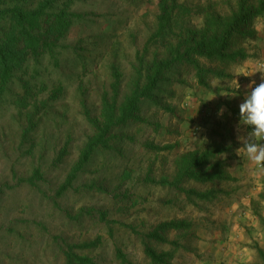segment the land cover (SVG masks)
Instances as JSON below:
<instances>
[{
	"label": "rangeland",
	"instance_id": "374dc122",
	"mask_svg": "<svg viewBox=\"0 0 264 264\" xmlns=\"http://www.w3.org/2000/svg\"><path fill=\"white\" fill-rule=\"evenodd\" d=\"M4 1L0 8L11 6ZM237 2L70 0V11L80 18L59 41L55 58H28L0 96V264H66L67 246L90 242L93 248L75 251L94 264H119L116 247L133 264H152L140 238L165 221L189 224L164 234L175 248L147 241L171 253L170 264H259L251 247L264 252V225L256 217L264 219V185L254 167H245L237 183L216 185L218 192L197 204L159 182L171 180L181 152L201 144L218 123L216 114H207L212 108L204 90L190 73L178 76V68L140 103L138 121L113 130L112 149L96 150L71 189L56 196L92 135L89 120L99 118L102 95L111 94L112 66L121 73V102L136 69L145 72L154 56L164 55L155 44L146 50L162 7L170 12L166 36L176 42L177 31H202L213 18L229 17ZM252 30L245 74L264 62V15ZM34 169L42 180L33 186L21 181ZM187 183L199 191L212 188Z\"/></svg>",
	"mask_w": 264,
	"mask_h": 264
},
{
	"label": "trees",
	"instance_id": "16d2710c",
	"mask_svg": "<svg viewBox=\"0 0 264 264\" xmlns=\"http://www.w3.org/2000/svg\"><path fill=\"white\" fill-rule=\"evenodd\" d=\"M4 2L11 3V6L0 8V96L6 90L14 72L21 69L28 58L38 61L43 54L55 58L59 41L65 36L75 19L80 18V15L70 11V0H8ZM162 12L154 32L146 42V50L149 45L155 44L163 48L164 55L154 56L147 64L145 72L136 69V77L131 89L121 102L117 101L121 73L112 66L111 94L105 92L102 95L99 118L89 120L92 135L81 148L75 163L57 189V197L71 189L77 174L96 150L112 149L115 128L138 121L140 103L151 98L157 84L164 79L168 71L178 68L176 70L178 76L184 72L190 73L195 83L205 92L215 91L210 84L213 79L231 78L233 76L231 70L241 67L250 58L245 43L256 36L252 25L255 19L264 15V0L252 3L251 0H238L236 9L229 17L224 20L213 18L206 28L197 33L181 29L175 34L176 42L166 36V30L171 23L170 12L168 9L165 10L164 6ZM137 59L140 63L141 58L137 56ZM208 113L215 114L213 109ZM212 127L215 133L222 128L220 123ZM245 128L246 133L251 131L250 128L246 126ZM218 135H222V132ZM221 142L201 143L194 149L182 151L176 163L174 177L171 180L161 179L159 181L161 186H168L181 192L187 201L197 204L198 201H208L212 198L210 194L213 191L218 192L216 185L218 187L222 182H234L223 164L226 160L224 153L229 146L225 145V141ZM40 180H42L41 173L38 169H34L29 178L21 181L33 186ZM187 182L200 186L207 185V187L211 185L212 188L199 191L194 187L187 188L185 185ZM261 183L264 185V176H261ZM261 198L264 199L263 196ZM256 217L264 225V219L259 213H256ZM187 225L189 226L187 222L173 221L157 223L151 230L141 235L144 255L152 264H170L172 254L154 250L147 241L167 243L175 248V241L166 240L164 234L168 230L186 228ZM94 244L90 242L81 246H67L63 251L65 263L94 264L91 257L75 251L79 248H93ZM251 248L259 258V264H264L262 249L257 245ZM115 258L119 264H133L117 247Z\"/></svg>",
	"mask_w": 264,
	"mask_h": 264
},
{
	"label": "crops",
	"instance_id": "0c3cea01",
	"mask_svg": "<svg viewBox=\"0 0 264 264\" xmlns=\"http://www.w3.org/2000/svg\"><path fill=\"white\" fill-rule=\"evenodd\" d=\"M245 65L250 67V62L245 61L242 68L238 67L232 69L231 73L233 76L229 79H213L210 84L215 91H204L203 96V100L209 103V106L217 115L216 121H218V123H220V127H222L219 131L220 133L222 132V135L219 136V132L215 133L212 130L214 127H211L207 130L208 135L203 136L200 143L207 144L212 141H220V143H222L221 141H225V145H228L229 148L226 153H224V159L226 158V160H224L225 162L223 163L225 164L224 169L236 183L238 178L244 174L245 167H253L242 153L240 155L237 154V152H240V149L243 147L238 137L246 136L248 133L245 132V126L240 123L239 104L243 102L246 93L251 90L249 85L254 87L256 84L260 83L262 79H264V76L261 75L257 77L258 74L256 72L251 73L253 71L252 69H250L251 71L249 70V73H251L250 75H243L245 74L244 70H246L243 69L246 67ZM250 79L253 80H251L250 84H248L247 81ZM237 83L239 85L238 88ZM211 96H213V98L208 99ZM217 129L218 128H216V130ZM195 144H189L191 147L185 150L194 149L196 147ZM259 175L264 176V174H258L257 178ZM257 182L258 179L255 181V183ZM225 183L228 186L233 184V182L230 181Z\"/></svg>",
	"mask_w": 264,
	"mask_h": 264
},
{
	"label": "clouds",
	"instance_id": "9594fccd",
	"mask_svg": "<svg viewBox=\"0 0 264 264\" xmlns=\"http://www.w3.org/2000/svg\"><path fill=\"white\" fill-rule=\"evenodd\" d=\"M257 71L264 75V62L258 63L251 73ZM249 87L251 90L239 104V117L240 123L251 131L246 136L238 137L243 147L237 154L242 153L258 174H264V79L254 87L251 85ZM213 96L208 99H212Z\"/></svg>",
	"mask_w": 264,
	"mask_h": 264
}]
</instances>
